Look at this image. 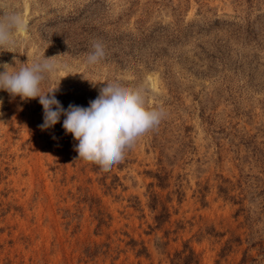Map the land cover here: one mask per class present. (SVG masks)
<instances>
[{
	"label": "rangeland",
	"instance_id": "rangeland-1",
	"mask_svg": "<svg viewBox=\"0 0 264 264\" xmlns=\"http://www.w3.org/2000/svg\"><path fill=\"white\" fill-rule=\"evenodd\" d=\"M12 13L0 65L52 58L41 93L64 109L116 82L165 115L103 170L63 115L42 130L39 98L0 90V264H264V0H0Z\"/></svg>",
	"mask_w": 264,
	"mask_h": 264
},
{
	"label": "clouds",
	"instance_id": "clouds-1",
	"mask_svg": "<svg viewBox=\"0 0 264 264\" xmlns=\"http://www.w3.org/2000/svg\"><path fill=\"white\" fill-rule=\"evenodd\" d=\"M20 15L12 13L0 18V47L12 44L13 30L24 29ZM105 56L101 43L93 44V51L87 56V62L97 63ZM0 72V90L22 100L39 98L43 107L42 130L52 128L63 115L62 127L78 141L75 151L78 159L99 165L108 170L124 159L125 152L136 140L156 128L165 113L162 108L146 105L142 89L126 87L120 83H106L100 89L98 97L89 101L88 107L69 104L64 109L56 99L54 90L41 93L40 84L45 74H54L57 65L52 58H43L18 71L9 72L5 65Z\"/></svg>",
	"mask_w": 264,
	"mask_h": 264
}]
</instances>
